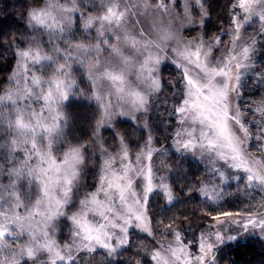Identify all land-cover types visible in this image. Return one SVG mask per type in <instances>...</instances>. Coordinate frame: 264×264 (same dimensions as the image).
<instances>
[{"label": "snow or ice", "instance_id": "6c2138e0", "mask_svg": "<svg viewBox=\"0 0 264 264\" xmlns=\"http://www.w3.org/2000/svg\"><path fill=\"white\" fill-rule=\"evenodd\" d=\"M174 6L175 0H100L99 14L91 16L80 12L77 0H43V6L24 14L25 31L10 38L15 67L8 82L14 88L0 94V174L10 181L0 186V264H37L42 255V264H77L79 253L97 249L115 257L135 243L130 230L136 229L155 240L151 201L161 196L167 207L176 197L152 166L158 150L152 147L151 132L143 145H136L134 155L123 133L115 134L118 148L112 152L101 145L104 158L90 190L86 173L92 158L86 153L118 117L137 120L151 111L162 94V65L169 59L180 72L175 83L169 82L174 88L180 85L170 113L178 117L171 134L178 159L189 153L206 157L214 165L213 176L224 183L225 173L215 167L222 161L247 173L248 187L264 189V159L251 158L244 146L255 139L264 153V99L253 113L261 121L250 122L256 133L249 131L248 109L241 107L253 73L264 85V70L255 68L256 36L245 38L241 31L253 18L264 27V0H234L229 30L215 36L207 32L206 0H184L182 12H173ZM193 8L199 9L198 20ZM77 18L83 20V40L73 31ZM149 18L146 30L143 24ZM186 28L198 34L180 37ZM92 29L95 37L89 34ZM154 32L159 33L156 39ZM225 35L231 36L227 44L221 39ZM102 51L109 56L101 58ZM77 62L88 66L90 95L76 91L72 63ZM74 98L97 105L87 143L69 139L71 118L64 109ZM139 127L149 126L145 122ZM17 153H23L22 162ZM23 184L36 194L31 208L23 203L30 199L22 197ZM184 191L190 199L211 201L215 207L205 213L211 223L199 236L198 253L191 254L176 222L161 221L160 234L174 239L151 251L154 264H220L218 254L241 239L231 234V225L264 243V212L218 211L222 192L204 181ZM61 220L68 222L71 233L63 245L53 238Z\"/></svg>", "mask_w": 264, "mask_h": 264}, {"label": "trees", "instance_id": "16d2710c", "mask_svg": "<svg viewBox=\"0 0 264 264\" xmlns=\"http://www.w3.org/2000/svg\"><path fill=\"white\" fill-rule=\"evenodd\" d=\"M234 0H206L207 11L209 13L210 23H207V32L209 36H215L220 33L221 29L229 30L231 24L230 5ZM43 6V0H0V94L8 89L12 84L8 82L15 67V61L10 49L11 37L18 36L25 31L26 18L25 13L36 6ZM75 35L77 39L83 40L84 33L80 18L75 22ZM197 32L190 31L188 36H193ZM92 35V32L89 31ZM224 44H227L231 36L221 37ZM255 68L257 71L264 70V41L256 59ZM73 78L76 81V91L85 95H90L91 83L88 81L82 68L73 67ZM180 73L175 67L165 66L162 68L163 89L157 102L155 103V112L152 114L149 122L150 130L153 131L154 142L156 145L165 146L169 149L168 154L164 157V163L171 171V186L176 197L173 205L167 206L161 196H155L152 203V230L155 237H149L142 233L131 231L132 239L135 241L127 249H122L120 254L115 257H106L103 251L95 253L81 252L77 256V264H153L150 253L156 248L158 241L170 239L172 236L160 234L158 229L163 230V223L175 221L181 230L182 239L185 243H190L195 251L199 233L208 224L211 223L210 217L205 213L211 211L215 206L211 201H205L202 198L190 199L185 194L184 189L199 186L200 181L207 178L205 167L196 159L185 156L178 159L179 154L175 153L172 148L171 133L167 126V118L171 112L172 105L178 103V97L174 93L180 88L178 83L173 87L179 78ZM255 73L252 78L247 80L248 88L245 89V95L241 107L248 109L245 113V119L249 131L256 133L257 128L251 121L260 122L261 117L255 112L256 104L264 99V85L257 83ZM173 83H169V82ZM250 102H255L251 104ZM161 103L160 106H158ZM158 107H157V106ZM64 111L70 116V131L72 137H79L84 142H88V132L91 122L94 120L97 105L94 101L84 100L82 98L72 99L65 106ZM163 124V125H162ZM132 121H122L117 123L113 128L102 131L100 136L102 142L107 148H114L118 145L115 134H125V139L129 142L132 151H137L136 145H143L147 138L145 128L139 127ZM258 142L255 139L250 141V151L256 155L264 156V153L257 150ZM4 174L0 175L2 180ZM91 177V176H90ZM89 177V179H91ZM9 178L4 176L2 183L9 184ZM27 189V190H24ZM23 203L28 204L36 198L35 192L28 186H22L21 189ZM222 199L218 211H241L246 213L249 210L264 211V191L257 186L248 187L246 178L240 177L232 179L224 184L222 189ZM215 214V212H213ZM264 264V243L248 238L239 243L232 244L231 247H225L224 252L220 254V264ZM30 264V263H29Z\"/></svg>", "mask_w": 264, "mask_h": 264}, {"label": "rangeland", "instance_id": "374dc122", "mask_svg": "<svg viewBox=\"0 0 264 264\" xmlns=\"http://www.w3.org/2000/svg\"><path fill=\"white\" fill-rule=\"evenodd\" d=\"M134 2H135V0H134ZM77 3L79 5L80 12L85 13L87 15L95 16V15H98L99 12H100L99 8L97 7L99 5V3H100V0H77ZM183 5H184V0H175V6L173 7V12H182L183 11ZM192 12H193V16L198 20L199 16H200L199 9L198 8H193ZM78 15L79 14H77V16ZM80 21L83 24V20L80 19ZM150 25H151V19L150 18L149 19H145L143 26L145 27L146 30L150 27ZM74 30H75V26H74L73 31ZM89 31L92 32L91 36L95 37V35H96L95 30L92 29V30H89ZM190 31H191V28L182 29V30L179 31L178 35L180 37H183L184 39H189V38H191V36H188V33ZM241 31H242V35L245 38L251 37V36H256V39H257L256 47L258 49V51H257V53L255 55V61H256V59H257V57L259 55V52L261 50V47L263 45V41H264V27H262L261 22L257 18H253L251 21H249V23L244 25V27L242 28ZM197 34H198V32L195 35H197ZM158 35H159V33L154 32L152 38L156 39L158 37ZM195 35H193V36H195ZM90 43H95V40L90 41ZM164 43L167 44L169 47L172 46V41H165ZM221 51H223V49ZM109 54H110L109 51H102L99 55L101 56V58H106V57L109 56ZM214 55H219V53L214 52ZM165 66L175 67V65L171 62L170 59L166 60L164 62V64L162 65V68L165 67ZM73 67L82 68L84 70L85 74H86L87 79H88L89 73L87 71V67H88L87 64L81 65L78 62L77 63H72V68ZM177 70L179 72V69H177ZM72 73H73V69H72ZM37 74H39V73H37ZM88 81H89V79H88ZM91 86H92V84H91ZM11 88H14L13 84L8 89H11ZM159 96L160 95H157L155 97V102L153 104V107H152L151 111L146 116H143L141 119H137V120H132L130 117H118L117 118V122L114 124V126L117 123L122 122V121H132V122H135L137 124L141 123L142 125L145 122H147V124L149 126V122L151 120L152 114L155 112V103L157 102ZM158 104H159L158 106H160L161 103H158ZM174 105H172V107H171V112L173 110V106ZM137 115L139 116L140 114H137ZM177 120H178L177 116L170 115V114H169V116H168V118L166 120L167 121V126H168L169 131H170L171 134L176 130V127H177L176 121ZM113 127H106L104 129H102L100 134L102 133V131H104L106 129H109V128H113ZM146 131H147L146 132L147 136L149 134V131L153 135V131L150 130V127H148L146 129ZM146 140H147V138H146ZM250 141L251 140L246 141L245 145H244L245 148L248 149V155L251 158H253V159H264V156L256 155L252 151H250ZM172 144H173V140H172ZM101 145L103 146L104 149H107L108 152H112L114 149L118 148V145L116 147H114V148H107L104 145V143L102 142V140H100L97 144H91L90 145V147L88 148V151L86 153V156H89V157L92 158L90 160V162L88 163V165H87L88 171L86 173V182H87V184L89 186V190L91 188V185H93L95 183V181H96V177L98 175L99 165L102 163V160L104 158L103 152H102V149H101ZM152 147L154 149L158 150V151L154 152L153 159H152V166H153L154 170H157V175L164 177L165 181L171 185V182H170L171 171L168 168V166L164 163V157H165L166 154H168L169 149L166 148L165 146L156 145L154 140H153V143H152ZM136 152L137 151H132L131 150V153L133 155ZM16 156L22 162L23 153H17ZM186 156H190V157L196 159L199 163H201L205 167V169L207 171V178L204 180V182L208 183L210 187L215 185L217 187L218 191H222V189L224 187V184L229 182L230 180L237 179V178H240V177L246 178V176H247V173H245L244 171H242V170H240V171L232 170V169L228 168L227 166H224L222 161H217L216 164H215V167L220 168L221 171H223L225 173V178H226V182L221 183V181H220V179L218 177L213 176L211 169L213 168L214 165L211 162H209V160L206 157H200L199 155L194 156L191 153L187 154ZM0 175H2V174H0ZM4 176L5 175H3L2 180L0 179V186H5L2 183V181L4 179ZM89 177L91 179H89ZM23 186H27V185L23 184ZM255 186H257L259 189H262L258 185H255ZM24 190H27V189L24 188ZM262 190L264 191V189H262ZM35 199L32 202H28V204H26V205H28L29 208H31V205L35 202ZM19 211H20L21 215H27V212L24 209H20ZM35 220L36 221H40L41 217L37 216V217H35ZM208 225L205 228L202 229V231L199 233V236H200V234L202 232H204L207 229ZM230 227L233 230L231 234H233V235H237L238 234L241 237L240 241L248 239V237H246L242 231H237L236 230V226L235 225H231ZM131 231L142 233L138 229L130 230V232ZM142 234L147 235L146 233H142ZM70 235H71V233H70V230H69L68 222L64 221V220L59 221L58 222V228H57L53 238L57 241V243L63 245V244L68 243L70 241ZM25 239H26V237H25ZM173 239H174V237H171L170 239H167V240H160V241H158L156 247H159L160 244H165V245L170 244V243L173 242ZM186 244L188 245V252L189 253H191V254H197L198 253V251H199V237H198L197 246H196V250L195 251L192 249L190 243H186ZM233 244H235V243H233ZM97 251H103V250L102 249H97ZM44 259H46V256L42 255L40 260L37 261V264H42V261ZM218 259H220V254H218ZM29 263L31 264V261H29ZM153 264H154V262H153Z\"/></svg>", "mask_w": 264, "mask_h": 264}]
</instances>
